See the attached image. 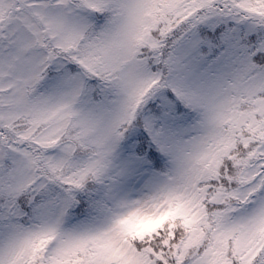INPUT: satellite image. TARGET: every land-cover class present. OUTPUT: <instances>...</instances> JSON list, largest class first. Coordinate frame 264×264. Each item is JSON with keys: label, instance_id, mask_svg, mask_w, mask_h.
I'll return each instance as SVG.
<instances>
[{"label": "snow or ice", "instance_id": "snow-or-ice-1", "mask_svg": "<svg viewBox=\"0 0 264 264\" xmlns=\"http://www.w3.org/2000/svg\"><path fill=\"white\" fill-rule=\"evenodd\" d=\"M0 264H264V0H0Z\"/></svg>", "mask_w": 264, "mask_h": 264}]
</instances>
